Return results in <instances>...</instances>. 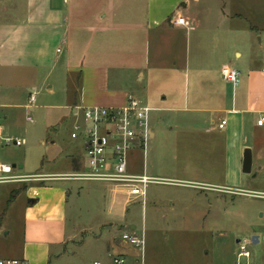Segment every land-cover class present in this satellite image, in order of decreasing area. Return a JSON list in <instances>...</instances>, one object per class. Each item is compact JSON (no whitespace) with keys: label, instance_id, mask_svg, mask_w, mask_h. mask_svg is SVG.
I'll use <instances>...</instances> for the list:
<instances>
[{"label":"crops","instance_id":"crops-1","mask_svg":"<svg viewBox=\"0 0 264 264\" xmlns=\"http://www.w3.org/2000/svg\"><path fill=\"white\" fill-rule=\"evenodd\" d=\"M143 1L139 10L131 0H0L1 88H12L9 99L12 90L36 84L52 73L59 78L78 73L79 95L69 98L75 121L84 107L123 106L129 95L139 94L142 101L159 102V109L168 112L165 119L194 123V130L208 138L202 151L204 169L213 168L220 151L225 170H233L226 172V179L240 183L245 148L250 147L258 160L264 152V123L258 124L264 116V54L257 41L258 28L245 20V11L260 10L261 3ZM179 16L188 24H175L173 19ZM79 53L80 65L75 60ZM233 54L244 60L232 62ZM225 64L240 71L238 85L223 78ZM184 69L186 75L193 74L192 95L179 94L172 84L175 73L181 75ZM156 89L162 100L154 99ZM10 106L0 104V108ZM222 119L227 124L219 128ZM177 122L173 125L179 127ZM154 136L150 127V137ZM176 137L177 144L179 134ZM74 166L85 168L84 162ZM49 179L60 178L33 179L26 184L23 235L16 243L18 258L29 264H52L62 246L71 241L67 231L71 191L47 185ZM117 196L113 202L126 208L127 197ZM13 247L0 239V252ZM258 263L264 264V250L259 252Z\"/></svg>","mask_w":264,"mask_h":264},{"label":"rangeland","instance_id":"rangeland-1","mask_svg":"<svg viewBox=\"0 0 264 264\" xmlns=\"http://www.w3.org/2000/svg\"><path fill=\"white\" fill-rule=\"evenodd\" d=\"M131 2L140 10L144 1ZM257 2L262 9L248 8L245 20L258 28L257 41L264 54V0ZM79 56L75 60L80 65ZM243 60L244 56L237 60L232 55V62ZM78 78V73H67L65 78L52 73L36 84L12 90L9 99L12 88L0 86V104L11 105L0 108L2 137L12 140L10 144L0 142V163L15 165L10 174L55 175L82 170L74 164L85 161V143L81 136L72 137L76 117L69 99L79 95ZM172 84L179 94L192 95L195 89L193 74L186 75L185 69L181 75L175 73ZM161 86L162 93L166 92L164 83ZM155 91L154 99L162 100L161 92ZM31 93L36 97L32 105ZM143 102L154 108L149 126L155 136L149 137L145 147L142 141H134L128 153V169L162 182L149 184L145 198L134 199L123 208L113 202L115 194L119 198L123 194L112 182L46 181L71 191L67 204L71 241L62 246L52 264H112L115 256H123L126 264H259V252L264 250V152L260 160L253 155L252 171L242 172L240 183H229L226 172L233 170H225L220 151L213 168L204 169L202 151L208 138L194 130V123L165 119L168 112L159 109V102ZM173 121H179V127ZM176 134L180 136L177 144ZM14 140L23 144L18 146ZM27 182L0 181V239L16 246L1 250V259L19 257L16 242L23 235ZM131 234L142 237L144 244L137 247L129 242ZM254 235H260L257 243L252 241ZM242 243L250 252L248 258L238 255Z\"/></svg>","mask_w":264,"mask_h":264},{"label":"built area","instance_id":"built-area-1","mask_svg":"<svg viewBox=\"0 0 264 264\" xmlns=\"http://www.w3.org/2000/svg\"><path fill=\"white\" fill-rule=\"evenodd\" d=\"M175 24H188L184 17L173 19ZM223 78L233 85L240 82V71L229 65H223L221 69ZM36 100L35 93L30 94L29 103ZM29 104V105H30ZM154 108L144 104L139 98L129 95L128 101L123 106H87L82 109V119L76 121L72 137L81 136L85 143V168L78 172L62 173L55 175H15L10 174L13 167L7 163H0V181L9 180H33L40 178L76 179L84 181H108L119 187L127 198L129 204L134 199L146 197V189L151 183H161L162 179L147 173L136 174L128 169V153L132 149L134 141H142L145 147L150 137L149 118ZM32 121V119H30ZM264 123V116L258 120V124ZM226 119H222L219 128L225 127ZM10 144L12 140L1 135L0 142ZM16 145H22L23 141L14 140ZM115 187L114 192H117ZM264 195V194H263ZM129 242L137 247L144 244V240L137 234L128 236ZM239 257L250 256L245 243L240 246ZM0 264H29L25 259L4 258ZM93 264H102L95 261ZM112 264H126L123 256H115Z\"/></svg>","mask_w":264,"mask_h":264},{"label":"water","instance_id":"water-1","mask_svg":"<svg viewBox=\"0 0 264 264\" xmlns=\"http://www.w3.org/2000/svg\"><path fill=\"white\" fill-rule=\"evenodd\" d=\"M252 164H253L252 150H251L250 147H246L245 150H244V152H243L242 171L244 173H251V171H252ZM13 167H15V165H13ZM258 240H259L258 235H254L252 237V241L254 243H257Z\"/></svg>","mask_w":264,"mask_h":264}]
</instances>
